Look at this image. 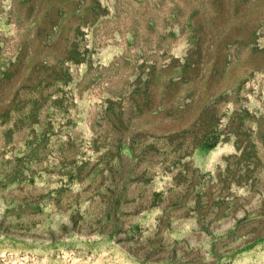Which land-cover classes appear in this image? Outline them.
Listing matches in <instances>:
<instances>
[{
    "label": "rangeland",
    "instance_id": "rangeland-1",
    "mask_svg": "<svg viewBox=\"0 0 264 264\" xmlns=\"http://www.w3.org/2000/svg\"><path fill=\"white\" fill-rule=\"evenodd\" d=\"M0 264H264V0H0Z\"/></svg>",
    "mask_w": 264,
    "mask_h": 264
}]
</instances>
